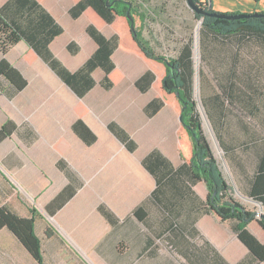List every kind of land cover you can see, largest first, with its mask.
Returning <instances> with one entry per match:
<instances>
[{"label":"crops","instance_id":"0c3cea01","mask_svg":"<svg viewBox=\"0 0 264 264\" xmlns=\"http://www.w3.org/2000/svg\"><path fill=\"white\" fill-rule=\"evenodd\" d=\"M8 1L0 0V8ZM71 1L42 0L41 6L63 28L51 41L50 52L68 72L75 73L98 46L86 34L89 23L84 16L70 18ZM201 1H207L213 11L220 13H264V0ZM102 33L106 38L114 34L108 27ZM71 43L76 45L75 54L67 50ZM28 47L21 41L5 55L0 52V62L4 58L26 81L19 91L0 75V132L10 123L8 134L0 135V208H7L20 218L33 213L34 232L41 244V264L252 263L253 258L231 226L222 222L234 234L227 243L224 236H218L220 219L202 213L208 195L203 182L191 189L181 186L184 194L174 204L177 229L173 233L165 230L168 225L162 219L167 212L149 200L156 184L141 161L156 148L178 167L182 162L176 150L180 125L173 124L171 117H178L169 107L171 115L167 106L151 118L145 115L146 106L155 98L152 90L140 92L135 86L147 72L145 64L138 59L141 70L133 75L128 66L123 69L116 56L137 58L114 50L111 60L123 79L105 90L99 85L104 72L96 68L90 73L93 87L79 98L43 59L37 57L28 62ZM81 53L84 57H80ZM78 102L88 109L81 121L96 136L90 145L72 129L79 118L74 110ZM112 122L138 144L134 152L127 151L110 132ZM140 134L152 135L155 141L144 155L139 151ZM59 140L66 142L65 152L54 149ZM158 141L174 145V153L167 152L165 146L159 149ZM60 160L67 172L58 167ZM67 187L73 190L72 194L58 200ZM242 196L263 209L264 214L260 204ZM146 201V216L141 221L133 212ZM99 207L108 209L117 222L110 225ZM247 229L264 242V232L256 222ZM28 253L7 229L0 230L1 264H39Z\"/></svg>","mask_w":264,"mask_h":264},{"label":"trees","instance_id":"16d2710c","mask_svg":"<svg viewBox=\"0 0 264 264\" xmlns=\"http://www.w3.org/2000/svg\"><path fill=\"white\" fill-rule=\"evenodd\" d=\"M41 1L9 0L0 8V52L5 55L11 47L24 41L29 46L25 54L27 61L32 62L37 57L43 59L61 81L77 93L79 98L93 87L94 80L90 77V73L96 68L104 72L99 85L105 90H109L123 79V74L111 60L114 50L120 49L139 59L145 64L147 72L135 82V86L140 92L150 89L155 95V98L146 106L145 115L151 118L163 106H167L181 118L180 127L176 132V150L182 161L181 164L174 167L172 161L156 148L141 161L143 168L153 176L156 184L149 200L156 201L167 212V214L163 213L162 219V222L168 225V227L165 226V230L173 233L177 229L174 204L178 199H182L184 194L181 186H188L191 189L197 183L203 182L208 195L206 202H203L202 213L214 215L221 222H227L253 258L252 263L243 261L240 264L264 262V242L258 240L247 229L250 223L256 222L264 232V216L257 218L255 211L246 208L240 200H236L234 189L226 182L203 133L202 115L192 86L195 71L191 44L186 42L180 52L172 58H166L155 52L147 39L143 37L149 13V8L144 5L149 3L148 0H72L69 10L70 18L75 20L84 16L89 23L86 34L98 48L85 65H82L77 72L70 73L49 50L51 41L63 32V28L41 6ZM193 2L199 10L206 13V15H198L193 11L195 19L201 22L199 26V99H201L199 102L222 146L225 157L232 159L234 149L224 145L222 140V132H225L226 101H234L242 95H253H250L253 90L249 89V85L242 84L239 74L242 76L251 72L255 74L254 65L259 62V59H264V16H253L258 13L253 12L244 14L249 15L245 19L226 20L211 15L233 16L241 13L215 12L207 1L193 0ZM106 27L114 33L110 38H106L102 33ZM213 43L232 44L238 54L245 49H254L251 53L253 62L250 68L245 67L241 72H237L238 64L234 63L239 61L236 59H233L232 65L227 66L221 78L223 83H221L220 92L218 90L219 93L215 92L216 88L211 86L212 81L209 77L207 78L204 71L207 64L212 65L213 62L221 60V51L214 48ZM75 46L74 43L69 44L67 48L69 53L75 54ZM0 75H3L19 91L26 85L19 71L8 64L4 58L0 62ZM74 110L79 118L73 125V131L87 145L94 143L96 136L81 121L88 109L78 102ZM9 126L10 123L1 128L2 137L8 134ZM109 130L124 144L127 151L132 153L137 149L138 144L121 127L112 122L109 124ZM53 147L59 153L65 152L68 148L64 140H59ZM246 147V151L252 152V163L248 167L245 163L239 164L236 160L235 170L239 178L237 189L245 197L264 208V138L249 140ZM58 167L67 172L63 161L58 162ZM230 169L233 170V168ZM72 192L73 190L67 187L61 191L57 199L69 197ZM147 203V201L144 202L134 210L133 215L138 220H144L146 216L144 209ZM98 211L110 225L117 222L116 217L108 209L99 207ZM34 221L33 213L28 218H20L9 209L0 208V230L7 229L29 252V256L41 263V244L34 232ZM172 224L173 229L169 228ZM205 244L208 245L207 242Z\"/></svg>","mask_w":264,"mask_h":264},{"label":"rangeland","instance_id":"374dc122","mask_svg":"<svg viewBox=\"0 0 264 264\" xmlns=\"http://www.w3.org/2000/svg\"><path fill=\"white\" fill-rule=\"evenodd\" d=\"M148 2L149 3H145L144 5L145 7L149 8V13L148 19L146 20V27L143 31V37L147 39L156 53L161 54L166 58L175 57L186 42L191 44L193 48V70L195 71L192 86L194 97L196 100H198L196 93L198 86V93L200 97L199 28L197 30L199 20L195 19L194 13L187 6L188 4L186 0H148ZM137 25H139V21H137ZM197 31L198 39L196 42ZM196 44L198 45V64L196 62L195 53ZM213 46L216 49H220V54L222 55L221 60L219 62H213L212 65L207 64L204 68V71L207 78L209 77V79L212 81L211 86L216 88L217 91L215 92H218V90L220 92L222 85L221 83H223L221 78H223V73L225 72L227 66L232 65L233 59H236L239 61V63L237 61L234 63L238 64L237 72H241V70L245 67H247V69L250 68L253 62L251 53L254 49H245L243 52L238 54V52L235 51V48L232 47V44L229 43H213ZM81 55L82 56L80 57H84L85 54L81 53ZM116 58L118 62L121 63L123 69L128 66L133 75L141 70L142 64L138 59H130L124 54H118ZM74 60L77 61L79 59L75 58ZM254 66L255 74L253 72L247 75L243 74V76L239 74L240 80L243 81L242 84L249 85V89L253 90L250 95H253H238L241 99L236 98L234 101H226L225 132H222V140L224 145L234 149L231 155V157L234 158L227 159L225 157L222 146L214 134L213 127L208 120L207 115V122L204 116L201 118L202 127L204 130L203 133L205 134L207 141L211 146V150L219 163L218 165L226 179V182L234 189V197L236 200H240V202L245 207L258 212L259 214H263V209L247 201L242 196V193L237 189V181L239 178L235 170L236 160L239 164L245 163V165H248V167L252 163V152L246 151V144L249 142V140L264 138V59H259V62H256V65ZM196 70L198 72L197 77ZM165 109L171 114L169 107ZM171 118L173 124L180 125L179 118ZM170 120V117L167 116L166 121L169 122ZM140 136L142 137L140 138L139 151L144 155L149 151L155 141H152V135L144 136L140 134ZM157 145H159V149L165 146L167 152L169 153L173 154L175 151L173 148L174 145L171 147L169 145L167 146V142L158 141ZM230 168H233V170ZM257 218L261 217L257 216ZM223 223L219 221L218 236H224L225 241L228 243L231 241L230 238L234 237V234H232L227 229V226Z\"/></svg>","mask_w":264,"mask_h":264},{"label":"water","instance_id":"95a60500","mask_svg":"<svg viewBox=\"0 0 264 264\" xmlns=\"http://www.w3.org/2000/svg\"><path fill=\"white\" fill-rule=\"evenodd\" d=\"M186 2H187V6L192 10V11H194L195 12V14H198V15H206V13H204L203 11H201V10H199L198 9V7L195 5V3L193 2V0H186ZM211 15V14H210ZM212 17H216V18H225L226 20H236V19H245V18H247V17H249V15H244V14H237V15H233V16H227V15H225V14H220V15H217V14H213V15H211ZM253 16H258V17H261V16H264V13L263 14H258V13H256V14H253ZM200 21H199V23H198V27H197V30H198V28H199V26H200ZM197 39H198V31H197V37H196V42H197ZM197 52H198V45L196 44V62H197V64H198V60H199V57H198V55H197ZM198 66V65H197ZM197 75H198V72H197V70H196V77H197ZM197 84H198V81H197ZM197 84H196V86H197ZM196 95H197V101H198V107H199V109H200V112H201V115L202 116H204V118H205V120H206V122H207V119H206V114H205V112H204V110H203V108L201 107V105H200V102H199V93H198V86H197V93H196ZM201 116V117H202ZM179 118V121L181 120V118L180 117H178ZM208 124V123H207ZM255 216H260V217H263L264 216V214H259L258 212H255Z\"/></svg>","mask_w":264,"mask_h":264}]
</instances>
